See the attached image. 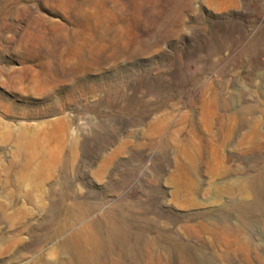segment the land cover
<instances>
[{
    "label": "rangeland",
    "instance_id": "374dc122",
    "mask_svg": "<svg viewBox=\"0 0 264 264\" xmlns=\"http://www.w3.org/2000/svg\"><path fill=\"white\" fill-rule=\"evenodd\" d=\"M0 264H264V0H0Z\"/></svg>",
    "mask_w": 264,
    "mask_h": 264
},
{
    "label": "bare ground",
    "instance_id": "6f19581e",
    "mask_svg": "<svg viewBox=\"0 0 264 264\" xmlns=\"http://www.w3.org/2000/svg\"><path fill=\"white\" fill-rule=\"evenodd\" d=\"M88 231V230H87ZM84 233V232H83ZM88 234V233H87ZM80 237V236H79ZM92 237V236H91ZM78 234H76L75 236H73L72 237V239H71V241H70V245H71V247L73 248V250H75V249H77V246H74L76 243L75 242H77L78 241ZM88 239V238H87ZM89 241V240H88ZM75 243V244H74ZM95 243V242H94ZM85 247V246H84ZM65 248H66V245H65ZM88 256H89V254H88ZM76 257V256H75ZM89 258H90V256H89ZM77 260H79V259H77ZM80 261V260H79ZM81 262V261H80Z\"/></svg>",
    "mask_w": 264,
    "mask_h": 264
}]
</instances>
